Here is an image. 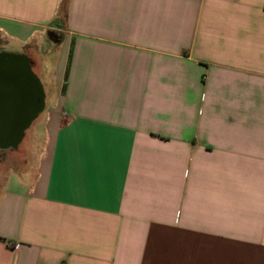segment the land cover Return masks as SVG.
I'll return each instance as SVG.
<instances>
[{
	"label": "crops",
	"instance_id": "1",
	"mask_svg": "<svg viewBox=\"0 0 264 264\" xmlns=\"http://www.w3.org/2000/svg\"><path fill=\"white\" fill-rule=\"evenodd\" d=\"M0 45L44 93L0 264H264V0H0Z\"/></svg>",
	"mask_w": 264,
	"mask_h": 264
},
{
	"label": "water",
	"instance_id": "2",
	"mask_svg": "<svg viewBox=\"0 0 264 264\" xmlns=\"http://www.w3.org/2000/svg\"><path fill=\"white\" fill-rule=\"evenodd\" d=\"M43 106V89L30 60L0 51V149L16 148Z\"/></svg>",
	"mask_w": 264,
	"mask_h": 264
},
{
	"label": "rangeland",
	"instance_id": "3",
	"mask_svg": "<svg viewBox=\"0 0 264 264\" xmlns=\"http://www.w3.org/2000/svg\"><path fill=\"white\" fill-rule=\"evenodd\" d=\"M0 49H13V47L9 46V47H5L0 45ZM44 61L42 62V69H41V77H43L44 81H49L50 79V66H51V59L49 57V59H43ZM39 128V127H38ZM31 129L27 130L26 133L28 134V136H30L31 134ZM39 131H41L39 133ZM38 131V134L35 136V139L33 140L32 144L39 145L41 140H42V128L40 126ZM26 141H30V139L28 138ZM25 141V142H26ZM17 149L16 148H9V149H0V169H9L11 166L14 167L16 162H18V160H20V155L17 153ZM37 149L34 148L31 153H30V159L33 161L36 159L37 157ZM8 175L10 178L15 177V171L10 168L8 170ZM13 184H15V182H11L10 186L12 187ZM17 184V183H16ZM18 186V185H17Z\"/></svg>",
	"mask_w": 264,
	"mask_h": 264
},
{
	"label": "flooded vegetation",
	"instance_id": "4",
	"mask_svg": "<svg viewBox=\"0 0 264 264\" xmlns=\"http://www.w3.org/2000/svg\"><path fill=\"white\" fill-rule=\"evenodd\" d=\"M33 120H34V118L29 122L27 128L31 125V123L33 122ZM27 128H26V129H27Z\"/></svg>",
	"mask_w": 264,
	"mask_h": 264
}]
</instances>
